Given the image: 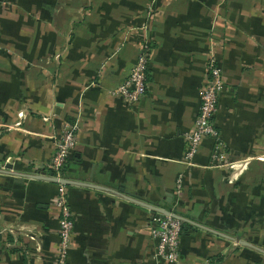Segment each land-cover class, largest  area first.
I'll list each match as a JSON object with an SVG mask.
<instances>
[{
	"label": "crops",
	"instance_id": "1",
	"mask_svg": "<svg viewBox=\"0 0 264 264\" xmlns=\"http://www.w3.org/2000/svg\"><path fill=\"white\" fill-rule=\"evenodd\" d=\"M143 41L147 92L129 105L110 91ZM211 54L219 139L189 166ZM64 121L79 126L68 264H172L146 203L186 217L173 264H264V0H0V264H58L50 177Z\"/></svg>",
	"mask_w": 264,
	"mask_h": 264
},
{
	"label": "built area",
	"instance_id": "2",
	"mask_svg": "<svg viewBox=\"0 0 264 264\" xmlns=\"http://www.w3.org/2000/svg\"><path fill=\"white\" fill-rule=\"evenodd\" d=\"M149 45L147 41L141 43V51L131 69L129 76L110 93L121 97L129 105L140 101L146 94L148 87V68L150 64ZM208 80L200 93V109L195 118L191 131L185 134L187 151L185 161L189 166L195 165V158L206 137L219 139V132L214 124V116L218 110L219 97L225 87L223 68L217 58L211 54L208 60ZM78 122L64 121L60 135L57 137L56 149L51 160L52 177L58 183L56 206L59 211V251L58 264H68L69 253L72 247L75 230L74 212L68 199L67 178L64 169L71 152L76 144ZM220 145V141L217 142ZM183 173H180L176 182V194L181 196L184 189ZM170 211L176 212L171 209ZM154 226L151 233L157 240V255L168 263H177L180 260V243L183 234V220L171 214L157 211L153 217Z\"/></svg>",
	"mask_w": 264,
	"mask_h": 264
},
{
	"label": "water",
	"instance_id": "3",
	"mask_svg": "<svg viewBox=\"0 0 264 264\" xmlns=\"http://www.w3.org/2000/svg\"><path fill=\"white\" fill-rule=\"evenodd\" d=\"M50 180H52L54 182H57V180L54 177H52V176L50 177ZM66 182L69 183L70 181L67 179ZM146 205L153 209L154 215L156 214L157 211H159V212H162L164 214H171V215H173V216H175V217H177L179 219H182L183 221L186 220V217L182 216L180 213H175V212L170 211L169 209H163V208H160V207H157V206L149 205L147 203H146ZM238 241L241 242V244H243V245H251L247 241L240 240V237L238 238Z\"/></svg>",
	"mask_w": 264,
	"mask_h": 264
},
{
	"label": "trees",
	"instance_id": "4",
	"mask_svg": "<svg viewBox=\"0 0 264 264\" xmlns=\"http://www.w3.org/2000/svg\"><path fill=\"white\" fill-rule=\"evenodd\" d=\"M176 212L179 213L178 211H176ZM185 225H186L185 222H183V228L185 227Z\"/></svg>",
	"mask_w": 264,
	"mask_h": 264
}]
</instances>
